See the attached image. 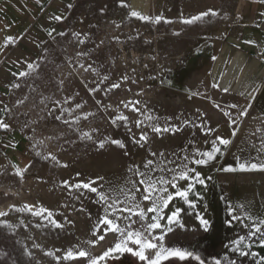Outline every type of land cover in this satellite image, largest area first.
<instances>
[{
    "label": "rangeland",
    "instance_id": "1",
    "mask_svg": "<svg viewBox=\"0 0 264 264\" xmlns=\"http://www.w3.org/2000/svg\"><path fill=\"white\" fill-rule=\"evenodd\" d=\"M138 1L124 0L127 7H121L120 0H71L73 7L58 13L64 19H52L40 35L36 56L29 62L39 67L29 76H18L9 86L0 85L3 97L0 107L6 104L12 110L5 120L11 125L10 130H0V211L8 212L6 217H0V221L7 222L0 224V264H87L85 258L57 261L55 257H63L69 248L75 251L81 247L94 255L101 254L112 246L110 242L116 235L108 232L100 244L88 245V240L95 239L93 230L103 216V205L97 203L96 195L89 190L65 187L62 181L67 180L71 185L103 176L104 181L97 184L118 189L125 186L130 175L128 167L142 165L151 158L150 152H163L168 160L179 164L181 157L195 155L197 148L210 151L211 141L217 136L230 139L231 143L220 145L221 152L206 165L189 162V167L199 171L205 181L203 185L195 184L189 193L192 205L176 197L164 210L167 217L176 208L182 209L178 219L184 225L181 228L180 223H172L173 232L165 235V246L194 251L205 264H213L214 258L227 264L225 256L236 264H255L259 258L242 257L230 247L238 236L247 235L253 220L258 223L264 219V171L239 170L240 163L264 161V151L260 150L264 141V68L259 66L247 80L249 74L242 71L245 59L248 68L255 60L242 55L245 59L235 65L240 52L234 45L230 46L229 41L238 23L241 0H162L160 9L152 14L138 9ZM23 3L24 0H0V12L9 11L13 5L17 6L15 10L19 14ZM209 9L217 14H209L193 24L182 22ZM133 10L153 18L160 15L163 19L159 23L140 20L130 15ZM52 29L55 31L49 36ZM62 32L64 35H59ZM74 32L81 33L80 39L87 34L84 44L72 35ZM77 52L88 55L77 56ZM81 64L85 68L92 67L85 71ZM27 70L26 66L21 71ZM104 76L108 79L102 81ZM125 76L127 80L122 79ZM13 83H19L20 88H12ZM112 83L121 87L113 89ZM97 86L95 93L88 91ZM224 87L230 90L225 93ZM253 87L258 91H253ZM69 96L73 99L63 103ZM41 97L48 98L46 107L40 103ZM17 100L24 103L17 105ZM56 100L65 108L74 109L76 103L84 104L83 109L73 112V116L81 117L73 128L47 115V109L54 108ZM130 100L140 101L138 107L142 111L147 109L158 121L136 128L135 120L144 117L120 103ZM233 104L238 107L231 108ZM248 104H251L248 114L240 115ZM88 112L94 115L84 119L82 114ZM224 112L230 116H225ZM121 113L129 117L128 125L119 120L113 125L111 120ZM59 114L60 109L56 108L54 115ZM64 119H70L67 113ZM185 119L214 131L208 133L193 124L185 125ZM232 119L236 120L235 124L230 122ZM166 122L177 125L180 130L156 135L148 127V123L164 126ZM25 123L29 127H24ZM74 128L98 131L93 133V141H86L79 139L80 133ZM258 128L260 132L256 131ZM141 130L147 131L149 136L144 147L132 142V136L138 138ZM233 131L236 135H232ZM104 138L120 139L127 147L121 149L106 143L101 149L94 141ZM37 141L43 143L37 144ZM48 153L56 155L68 167L44 159ZM13 165L30 166L20 177ZM229 166L236 171L222 170ZM187 183L178 181V187L184 189ZM169 191L176 189L169 187ZM25 204L43 205L52 210L63 227L57 228L30 212L10 207ZM148 206L144 202V207ZM197 214L210 221L207 231L200 226ZM234 215L241 219L234 220ZM161 224L167 225V220H162ZM100 229L97 235L106 231L104 225ZM159 232L156 230L157 234ZM253 240V247L248 251L264 255L258 237ZM48 252L54 255L49 256ZM102 264L144 262L131 253H114ZM162 264L198 262L191 258L186 261L170 258Z\"/></svg>",
    "mask_w": 264,
    "mask_h": 264
},
{
    "label": "snow or ice",
    "instance_id": "2",
    "mask_svg": "<svg viewBox=\"0 0 264 264\" xmlns=\"http://www.w3.org/2000/svg\"><path fill=\"white\" fill-rule=\"evenodd\" d=\"M260 3L264 4V0H259ZM37 4L41 3V0H36ZM121 7H127L124 3V0H120ZM73 7L72 4L68 5V8ZM2 11V9H0ZM211 15H216L217 13L211 9L206 12H201L198 15L191 16L188 19H184L182 22L184 24H193L197 21L202 20L204 17ZM132 17H137L140 20H153L155 23H159L163 17L160 15L150 17L148 15H143L135 10L130 12ZM261 15H264L262 13ZM51 19L60 21L64 19L62 15H54ZM166 23H171V21H165ZM7 27V26H6ZM55 29H52L48 32L49 36H52V33ZM59 35L63 36L64 33H59ZM74 37L78 39L80 44H84L87 39V34H85L84 39H80L81 33L74 32L72 34ZM178 35V33H177ZM118 39V38H117ZM16 38L13 36H6L3 40V43L0 44V51H3L10 44H15ZM246 43L253 44L255 41L248 40ZM86 52H77V56H87ZM215 59V57H213ZM39 67L37 63H27V71H20L18 73H13L14 76L26 77L31 74V72L35 71ZM81 68H84L85 71H88L92 66L88 65L87 68L84 67L83 64L80 65ZM92 71H96L92 69ZM108 77L104 76L103 80H107ZM122 79L127 80L128 77L125 76ZM101 81V82H102ZM61 85L63 81L60 82ZM19 83H13L11 85L12 88L18 89L20 88ZM121 85L118 83H112L111 88L118 89ZM213 87H220L219 84H213ZM225 93H227L230 88L224 87L222 89ZM89 92L95 93L98 91L97 87H92L88 89ZM253 91H258V89H253ZM78 95V93H77ZM244 95V93H241ZM27 99V97H25ZM48 98L41 97L40 103L45 104V101ZM73 97H67L63 103H67L69 100H72ZM3 102H0L2 104ZM24 103V100H17L16 104L21 105ZM86 103V102H85ZM97 104L100 101L96 102ZM123 107L126 109H130L133 113H139L144 117L143 120L136 119L134 124L136 128H142L146 122L158 121V117H153L148 114L147 109L141 110L138 107L140 101H121ZM55 107L52 109H47V115L53 116L55 120L62 121L65 125H68L70 128H73L79 120L80 116H73V112L75 109H83L84 104L76 103L74 109L62 107L61 101H54ZM46 107V104H45ZM106 107H111V105H107ZM219 107V105H216ZM235 109L238 105L233 104L230 106ZM56 108L60 109L59 115H54ZM251 108V104H248L247 108L243 109L240 112V115L246 116L248 114V109ZM67 113L70 119H64V114ZM12 114V110L4 104L3 107H0V130H10L11 125L6 123V117ZM83 118L87 119L88 116L94 115V113L88 112L83 113ZM225 116H230V113L224 112ZM171 119V117H169ZM123 121L125 126L129 123V117L121 113L119 116L113 118L111 123L115 125L117 121ZM232 124L236 123L235 119L230 121ZM35 123V122H33ZM203 124V122H201ZM183 124H193L192 121L187 119L183 120ZM195 127H201V125H195ZM24 127H29L27 123L24 124ZM148 127L151 129V132L156 135H161L167 132H178L180 129L175 124H167L161 126L159 123H148ZM129 132L132 131L131 128L128 129ZM202 131H206L208 133L213 132L212 128L201 127ZM74 131L79 132V139L86 141H93V133L97 132L98 129L93 128L91 131H81L79 128H74ZM257 132H260L261 129H257ZM33 132L35 129L33 128ZM232 135H236V132L233 131ZM51 139V137H49ZM132 142L138 144L140 147H144L149 142L148 132L145 130H141L139 137L137 138L135 135L132 136ZM43 141H37V144H42ZM94 143L98 144V147L103 149L106 143H111L113 145H117L121 149H125L126 144L120 139H98L95 140ZM231 143L230 139H225L223 137H215L211 141V150L201 151L199 148L195 150V155L193 156H183L181 157V163L177 164L175 161L168 160L163 152H150L151 158L147 159L143 162V164H132L128 167L127 172L130 174L125 181V186L120 188H113L111 186L105 188L103 183L97 184V182L104 181L103 176H97L95 179H89L87 182L78 181L73 184H69V181H62L63 186L79 189L89 190L91 193H94L97 197V203L103 205V216L99 218L94 230L93 236L95 239H90L87 241V244L90 246H96L103 242L106 239V235L108 232L116 235L114 241H111L110 244L112 246L107 247L102 251L101 254L94 255L91 251L81 247L78 250H73L72 248L67 249V251L63 254V257L56 256L55 259L60 261L61 259L67 261L78 260L79 258H85L87 260V264H102L106 258L112 256L114 253H131L134 257H137L140 261L144 262V264H162V261H167L170 258H178L179 261H186L189 258L198 262V264H205V260L201 258V256L194 252L181 247H173V246H165V235L173 232V228L171 227L173 222L180 223L178 217L181 213L182 209L176 208L171 214L165 217L164 210L168 208L170 202L174 200V198L179 197L185 203H188L190 206L192 205V201L189 199V193L195 187V184L203 185L205 183L202 178V174L197 171L194 167H189V162L194 165H206L210 161L216 158V154L221 152L220 145H229ZM36 147V145H33ZM261 151H264V141L261 142ZM37 155H41V153L37 152ZM128 153L125 152V155ZM44 159H51L52 161L60 164L61 167H68L66 163H61L58 157L52 153H48V155L43 156ZM174 164L175 167H168V165ZM30 165H26L24 168H20L18 165H13L15 169V173L17 176L23 177L25 172L28 170ZM225 172H234L235 168L229 166L227 168L222 169ZM240 171H254L260 170L264 171V161H258L255 163H240L239 164ZM159 173V174H157ZM164 173H168L169 175L165 176ZM80 173H77L79 176ZM188 181L186 188L180 189L178 187V181ZM93 185H97L93 187ZM169 187L176 189L175 192H170ZM121 197L123 199H121ZM144 202L148 203V207H144ZM12 210L19 212H30L33 216L39 217L42 220H47L49 224L61 228V225L55 218L52 210L44 207L43 205L35 206L31 204H25L22 207L17 208L15 205L10 206ZM149 214L151 216L149 217ZM8 212L0 211V217H6ZM167 220V225L161 224L162 220ZM196 219L199 221L200 226L207 231L210 227V221L204 218L202 215L197 214ZM234 220H240L241 217L233 216ZM248 219L252 220V217H248ZM6 221H0V224H6ZM104 225L106 231L104 234L97 235V231L101 230L100 226ZM10 229H14L13 225H7ZM37 227H40L38 224ZM180 227L183 228V223H180ZM248 227V225H245ZM160 230L159 234L156 233V230ZM258 237V243L261 247H264V219L259 220L257 223L253 220L251 224V228L248 231L247 235H240L235 240L231 242V250L233 252L239 253L242 257H247L251 255L252 257H259L255 264H264V255H260L255 251H248L253 247L254 240L253 238ZM131 245V246H130ZM34 247H40L39 245H34ZM31 255V253H28ZM47 255L52 256L54 253L48 252ZM224 260L227 261V264H236L234 260H228L227 256L224 257ZM213 264H222V260L219 258H214Z\"/></svg>",
    "mask_w": 264,
    "mask_h": 264
},
{
    "label": "crops",
    "instance_id": "3",
    "mask_svg": "<svg viewBox=\"0 0 264 264\" xmlns=\"http://www.w3.org/2000/svg\"><path fill=\"white\" fill-rule=\"evenodd\" d=\"M70 2L71 0H41V3L37 4L36 0H24L23 5H20L22 11L19 14L15 10L17 6L13 5L10 6L9 11L0 12V44L6 36L16 38L15 44H10L0 51V85L9 86L10 82L18 77L13 73L20 72L36 56L40 35L52 23L51 17L66 11ZM162 4V0H139L136 6L143 12L152 14L160 9ZM262 13H264V4L259 0H241L238 23L229 38L230 46L234 45L240 52L235 65L244 58L242 55L255 60L248 68L247 60L244 58L242 71L249 74L247 80L259 66L264 68V15H261ZM248 40L255 43H246ZM224 52L226 58L228 52L227 50ZM1 100L3 97L0 94Z\"/></svg>",
    "mask_w": 264,
    "mask_h": 264
},
{
    "label": "bare ground",
    "instance_id": "4",
    "mask_svg": "<svg viewBox=\"0 0 264 264\" xmlns=\"http://www.w3.org/2000/svg\"><path fill=\"white\" fill-rule=\"evenodd\" d=\"M222 64V63H221ZM221 64H220V66H221ZM219 69H220V67L218 68V72H219Z\"/></svg>",
    "mask_w": 264,
    "mask_h": 264
}]
</instances>
